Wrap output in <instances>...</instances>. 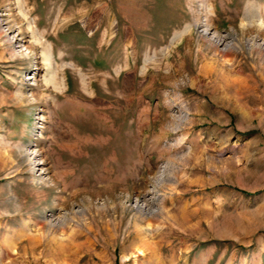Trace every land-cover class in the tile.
Segmentation results:
<instances>
[{
  "label": "rangeland",
  "instance_id": "1",
  "mask_svg": "<svg viewBox=\"0 0 264 264\" xmlns=\"http://www.w3.org/2000/svg\"><path fill=\"white\" fill-rule=\"evenodd\" d=\"M0 264H264V0H0Z\"/></svg>",
  "mask_w": 264,
  "mask_h": 264
},
{
  "label": "bare ground",
  "instance_id": "2",
  "mask_svg": "<svg viewBox=\"0 0 264 264\" xmlns=\"http://www.w3.org/2000/svg\"><path fill=\"white\" fill-rule=\"evenodd\" d=\"M142 204H144L143 202H142ZM149 204V203H148ZM141 207V206H140ZM147 207V206H146ZM141 208H144L143 206L141 207ZM137 209H139V208H137ZM147 209V208H146ZM142 254V253H141Z\"/></svg>",
  "mask_w": 264,
  "mask_h": 264
}]
</instances>
